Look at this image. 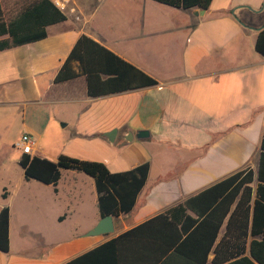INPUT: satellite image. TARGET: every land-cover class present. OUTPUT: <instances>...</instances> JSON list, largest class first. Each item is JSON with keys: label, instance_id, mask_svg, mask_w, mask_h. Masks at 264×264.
Wrapping results in <instances>:
<instances>
[{"label": "crops", "instance_id": "0c3cea01", "mask_svg": "<svg viewBox=\"0 0 264 264\" xmlns=\"http://www.w3.org/2000/svg\"><path fill=\"white\" fill-rule=\"evenodd\" d=\"M260 1L210 0L194 15L198 8L153 0H70L74 12L47 25L43 38L0 50V208H8L0 264H64L237 170L255 173L264 56L254 41L264 23H252L249 13ZM80 34L156 84L89 96L83 75L54 83ZM56 121L72 125L61 140ZM113 128L108 141L102 134ZM21 133L34 138L30 156L65 154L100 161L110 172L148 162L132 208L111 216L112 232L86 235L100 218L90 176L60 170L54 186L24 177L14 151Z\"/></svg>", "mask_w": 264, "mask_h": 264}, {"label": "trees", "instance_id": "16d2710c", "mask_svg": "<svg viewBox=\"0 0 264 264\" xmlns=\"http://www.w3.org/2000/svg\"><path fill=\"white\" fill-rule=\"evenodd\" d=\"M174 8L207 9L210 0H153ZM65 15L52 0H0V50L39 40L47 25ZM264 56V28L254 41ZM83 75L89 96L133 90L156 81L80 34L53 82ZM24 177L55 185L60 170L82 172L93 180L99 216L128 212L144 184L148 162L110 172L95 160L59 154L54 161L20 154ZM255 179L254 189L250 183ZM5 196V191L1 193ZM188 210L193 214L186 212ZM224 231L216 240L218 229ZM8 208H0V251L8 250ZM161 242V243H159ZM264 264V127L255 173L244 167L178 202L162 213L108 239L64 264Z\"/></svg>", "mask_w": 264, "mask_h": 264}, {"label": "water", "instance_id": "95a60500", "mask_svg": "<svg viewBox=\"0 0 264 264\" xmlns=\"http://www.w3.org/2000/svg\"><path fill=\"white\" fill-rule=\"evenodd\" d=\"M203 11H204V9H199L198 11L195 10L193 12V14L194 15L202 14ZM261 28H264V25H262L260 27V29ZM114 133H115V129L113 128L109 131L104 132L102 135L108 141H112ZM146 134H147L146 131H138L137 136L142 137V136H145ZM129 136H130V134H129ZM125 139L128 140V139H130V137L125 138ZM112 230H113L112 217H111V215H105V216H102L98 219V221L95 223V225L86 232V235H88V236L104 235V234L112 232Z\"/></svg>", "mask_w": 264, "mask_h": 264}, {"label": "built area", "instance_id": "2783aa9c", "mask_svg": "<svg viewBox=\"0 0 264 264\" xmlns=\"http://www.w3.org/2000/svg\"><path fill=\"white\" fill-rule=\"evenodd\" d=\"M70 0H52L53 4L62 12H74V7L68 5ZM34 138L28 133H21L14 146L22 154H31L34 151Z\"/></svg>", "mask_w": 264, "mask_h": 264}, {"label": "rangeland", "instance_id": "374dc122", "mask_svg": "<svg viewBox=\"0 0 264 264\" xmlns=\"http://www.w3.org/2000/svg\"><path fill=\"white\" fill-rule=\"evenodd\" d=\"M143 1L150 2V0H143ZM160 5H163V4H160ZM249 16L252 18V23H256V24H260V23L263 24L264 23V0H261L260 1V5H259L258 10L257 11L250 12L249 13ZM174 17L179 18L178 16H174ZM70 126H72V125L71 124H68L66 127H61L60 126V121H56V126L55 127H56V131H58V133H59V140L63 139L66 136L67 132L70 130ZM48 140L49 141H46L44 139V137H43L41 139V143L42 144H46L48 142L49 144H51L50 138H48ZM52 142H53V144H51V145H54L55 139H53ZM14 151L16 153H18L19 152V149L14 146ZM16 158H18V157H16ZM63 177H64V175H63Z\"/></svg>", "mask_w": 264, "mask_h": 264}]
</instances>
